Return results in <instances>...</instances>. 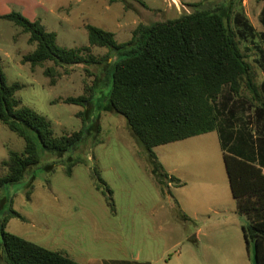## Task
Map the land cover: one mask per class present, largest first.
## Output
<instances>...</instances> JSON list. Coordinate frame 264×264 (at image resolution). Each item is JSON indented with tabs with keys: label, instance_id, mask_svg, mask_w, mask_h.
<instances>
[{
	"label": "rangeland",
	"instance_id": "rangeland-1",
	"mask_svg": "<svg viewBox=\"0 0 264 264\" xmlns=\"http://www.w3.org/2000/svg\"><path fill=\"white\" fill-rule=\"evenodd\" d=\"M175 1L177 6L171 0H0V16L14 12L39 21L45 32L56 33L57 47L74 49L88 46L86 25L113 33L118 43H125L138 25L177 19L196 9L194 4L211 10L226 1L232 7L231 26L241 32L240 48L261 80L259 17L264 0ZM236 14L248 21L252 31L234 26ZM34 49L21 28L0 19L1 66L8 85H23L17 98L45 117L55 136L78 131L82 112L90 129L74 151L45 152L22 181L2 192L0 198L6 197L9 207L24 219L9 218L8 233L76 262L256 264L253 243L246 247L242 233L249 222L236 213L216 131L153 149L164 172L183 184L161 190L153 162L126 120L103 106L118 56L92 47L90 53L97 59L108 55L99 65L60 68L46 62L31 68L22 59ZM93 90L86 108L64 103L67 98H89ZM23 147V140L0 124V176L5 174L1 162ZM59 156L84 158L87 166H76L66 177L64 167L56 164ZM48 165L54 173L47 171ZM94 167L112 191L114 213L94 188L90 177ZM0 264H4L1 253Z\"/></svg>",
	"mask_w": 264,
	"mask_h": 264
},
{
	"label": "trees",
	"instance_id": "trees-1",
	"mask_svg": "<svg viewBox=\"0 0 264 264\" xmlns=\"http://www.w3.org/2000/svg\"><path fill=\"white\" fill-rule=\"evenodd\" d=\"M192 6L196 9L177 19L138 25L125 43H118L113 33L86 25L88 46L74 49L57 47L55 32H45L39 22H31L19 13L0 19L21 28L28 35V43L35 45L22 59L31 68L42 67L46 62L60 68L99 65L108 55L97 59L90 53L92 47L105 48L118 56L111 66V88L102 105L126 120L148 152L161 190L168 184H183L164 172L153 149L216 131L237 213L249 222L242 228L245 245L253 243L256 264H264V186L258 183L264 178V64L258 66L262 71L259 80L240 48L237 36L241 32L231 26L229 2L211 10L200 9L199 4ZM259 20L264 62V4ZM232 22L237 28L252 31L239 14ZM44 74L49 76V69ZM22 88L19 83H6L0 59V124L24 142L21 152H10L1 162L5 169L0 176L1 196L8 186L22 181L28 170L40 163L41 155L74 151L90 129L82 112L78 114V131L55 136L50 122L17 98ZM93 97L94 90L89 98H67L64 103L86 108ZM245 111L248 114L244 115ZM58 159L56 164L64 167L66 177L72 176L76 166H87L81 157ZM46 169L54 173L55 168L48 165ZM90 177L114 213L112 191L98 168L91 169ZM9 202L6 197L0 198V210L4 211V204H8L7 211L0 212V253L4 264H79L67 255L8 233L5 226L9 218L24 221L9 207Z\"/></svg>",
	"mask_w": 264,
	"mask_h": 264
},
{
	"label": "crops",
	"instance_id": "crops-1",
	"mask_svg": "<svg viewBox=\"0 0 264 264\" xmlns=\"http://www.w3.org/2000/svg\"><path fill=\"white\" fill-rule=\"evenodd\" d=\"M171 1H173L174 2V5H176L177 6V4H176V1L175 0H171ZM168 6H170V4L168 5ZM145 7H146V5H145ZM148 7V6H147ZM32 22V21H31ZM34 22V21H33ZM37 22H39V21H37ZM264 177V176H263ZM180 181V183H181V180H179ZM227 182H228V185H229V180H227ZM258 183L260 184V185H262V186H264V178H262V180H258ZM182 184V183H181ZM180 186H182V185H180ZM168 187H172L170 184H168ZM229 189H230V185H229ZM230 193H231V191H230ZM232 196V195H231ZM233 200H234V202H235V206H236V213H237V204H236V201H235V199L233 198ZM179 212L181 213V211L179 210ZM238 214V213H237ZM239 215V214H238ZM240 216H244V215H240ZM185 217V216H184ZM245 217V216H244ZM247 219V218H246ZM243 233V232H242ZM195 238L196 237H192V239L195 241ZM197 241V240H196ZM65 255V254H64ZM68 256V255H67ZM69 257V256H68ZM70 258V257H69ZM72 260H74V259H72ZM79 261V260H78ZM76 262V261H75ZM77 263H79V264H82V263H84V264H159V262L158 261H153V260H146V259H144V261L142 260V261H139V260H134L133 262H131V263H128V262H126V261H122V260H106V261H102V262H99L98 260H90V261H87V262H82V261H80V262H77Z\"/></svg>",
	"mask_w": 264,
	"mask_h": 264
}]
</instances>
